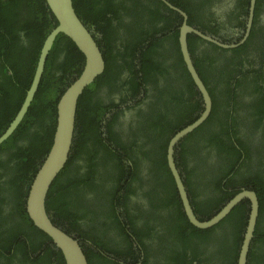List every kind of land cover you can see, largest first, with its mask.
Returning a JSON list of instances; mask_svg holds the SVG:
<instances>
[{"label":"trees","instance_id":"1","mask_svg":"<svg viewBox=\"0 0 264 264\" xmlns=\"http://www.w3.org/2000/svg\"><path fill=\"white\" fill-rule=\"evenodd\" d=\"M170 2L186 12L191 9L197 11L206 3L205 0H170ZM73 4L85 26L89 29L95 26L97 32L102 38L104 37L103 48L101 42H98L103 50L106 69L104 74L86 89L79 100L72 152L66 167L54 181L48 194L47 211L52 221L59 227L63 226L69 234L83 239L85 236L100 245L96 236V223H101L107 229L108 219L114 210L113 206L112 209L110 206L111 195L99 201L96 198L95 193L100 187L96 176L98 168L104 166L107 170L106 180H111V144L115 150L114 155H117L116 151L123 143L118 134L111 132L109 122L104 126L105 130H102V122L106 121L102 116L106 115L105 111L111 107V104L107 105V100L104 99L93 104L90 95L104 84L114 86L120 74L127 72L128 78L124 85L131 99L135 100L141 89H144L145 94L148 93L146 88L150 83L157 81L155 87H152L155 91L160 90L158 76L163 75L166 83H169L173 81L172 74L175 73L177 80H185L182 86L189 92L190 103L181 102L179 105L176 103L178 109L171 110L169 106L160 114L157 102L149 107L148 111L140 112L138 121L129 128L132 144H137L140 138H147V142L153 145L157 142V157L160 164L157 169H153L156 174H153L151 180H167L160 202L162 208L171 209L177 214L181 224L184 222L187 228L195 232L201 231L206 235L211 233L212 229L221 226V223L227 222L233 226L232 242L226 262L235 264L238 254L236 259L231 255L235 256L238 253L243 240L242 233L246 230L250 213L249 201L240 203L218 226L209 230H199L187 224L183 202L179 198L175 181L168 168L167 149L171 138L193 123L204 110L200 94L185 66L180 49L179 31L173 30L175 25L173 17L163 15L159 7L164 5L160 0H73ZM145 9H150V13L154 12L150 19L145 17L147 15ZM56 24L57 21L50 12L46 0H0V136L21 108L26 93L31 87L43 43ZM189 39L190 52L193 56L192 37ZM166 45L171 48L170 57L165 53ZM135 59L138 60V64H135ZM194 61L205 83L207 79L200 65V59L194 58ZM84 65L85 57L82 52L68 37L59 35L50 52L41 87L28 114L16 132L0 146V264H65L62 253L52 240L35 227L29 218L26 200L32 182L53 144L60 97L81 75ZM164 65L167 67L164 68ZM137 66L140 67L139 70ZM257 73L259 78L263 77L262 73ZM209 92L213 100L212 114L206 123L185 140L193 139L199 142L198 137L202 132L213 133L208 140L209 145L214 147L212 151L217 153L220 160L224 157L228 158L227 167L223 168L220 174V183L222 176L229 177L230 181L227 182L226 187L237 189L229 194L228 200H231L241 188L250 185L256 188L260 197V216L256 239L252 246L254 251L251 252L249 264H264V256L258 257L255 252L257 243L264 247V184L254 179L256 171L248 167L252 157L250 150L243 148L246 159L240 163V153L236 144V142L241 143L237 138V120L232 118L233 132L225 128L216 129L215 122L227 116H217L218 101L213 91L209 90ZM127 100L128 98H122L121 102L126 103ZM142 101L143 99L138 103ZM111 103L114 105L112 101ZM258 103L260 107L258 108L257 104L254 106V114L259 116H250V118L256 121V125H262L264 99ZM82 116H85L83 123H81ZM169 116L175 117V122ZM209 126H213V132L207 130ZM223 136L228 137V142L225 144ZM181 145L183 146L184 142ZM82 148L86 151L81 153ZM97 149L103 153L100 162L96 157ZM179 149L177 148L176 152H179ZM81 154H84L82 158H80ZM114 161L115 159L112 163ZM148 161L151 162V159L148 158ZM239 167H241L240 171L237 169ZM245 168L247 170L241 173ZM126 177L130 178V181ZM134 179L140 180V175L122 172V178L113 186L118 187L126 183L130 188ZM214 186L222 190V185ZM105 189L106 185L102 184V191ZM156 191L158 192V189ZM89 194L94 195L93 199L88 198ZM98 202L105 204L107 210L101 208ZM98 209L103 210L100 212ZM195 212L201 220L210 219L215 215L207 216L206 213L198 210ZM98 219L102 221L97 222ZM85 250L89 264H96L92 252L89 254L87 248Z\"/></svg>","mask_w":264,"mask_h":264},{"label":"flooded vegetation","instance_id":"2","mask_svg":"<svg viewBox=\"0 0 264 264\" xmlns=\"http://www.w3.org/2000/svg\"><path fill=\"white\" fill-rule=\"evenodd\" d=\"M166 1L187 14L188 25L198 29L204 35L210 36L215 41L234 44L242 42L245 38L250 19L251 0H205L206 3L203 7L197 11L191 9L187 12L170 0ZM162 4L164 6L160 5V11L165 17H173L175 24L173 30H178L180 35L184 18L165 3L162 2ZM154 8L155 6L152 7V11ZM145 13L147 19L154 15V12L150 13V9H145ZM90 30L97 43L101 42L103 48L105 46L104 37L102 38L101 34L97 32L95 26ZM191 37L192 58L200 59V65L207 79L205 85L208 90L213 91L218 101L217 116H227L218 119L215 122V127L217 130L225 128L233 132L232 118L237 120V138L241 140V143L236 142V144L240 153V163L246 159L244 149L250 150L252 157L248 162V167L256 171L254 179L264 184V118L261 120L262 125H256V121H252L250 118V116H259L254 114V106L257 104L259 108L258 102L264 99V0L256 1L250 34L239 47L224 49L191 34L188 37L189 49V38ZM247 43L248 45H246ZM117 48L119 49V46ZM165 53L167 56H171L169 45L165 46ZM138 63V60L135 59V64ZM163 67L165 68L167 65ZM137 69L139 70L140 67L137 66ZM257 72L262 73L263 77L259 78ZM127 78L128 73L122 72L114 86L104 84L90 95L93 104L102 99L107 100V102L105 101L107 105L111 104V107L105 111L106 115L102 116V119L106 118V121L102 122V130H105L104 126L109 122L111 132L118 134L123 143L122 147L117 149V155H114L115 150L111 144V180H106L107 170L104 166L98 168L96 176L97 184L100 187L95 196L99 201L111 195L110 206L111 209L113 206L114 212L108 219L107 229L101 223H96V236L100 245L85 236V240L74 234L72 236L80 240L85 252L86 248L89 254L92 252L96 264H228L226 259H228L229 246L232 242L233 226L230 223L221 222H224L231 213L220 222L221 226L212 229L211 233L207 235L201 231L195 232L187 228L184 222L181 224L177 219V214L173 213L171 209L162 208V202H160V197L164 195L163 191L166 189L164 184L167 180H151L153 174H156L153 169H157L160 164L157 157V142L153 145L147 142V138H140L137 144L133 145L130 137L129 128L138 121L139 113L148 111V108L153 104L158 102L161 114L169 106L171 110H176L178 109L177 104L190 103L189 92L182 86L185 80H177V75L173 73V81L166 83L163 75L158 76L159 91L153 90L156 81L150 83L146 88L147 94L144 89H141L140 94L138 93L135 100H132L124 85ZM122 98H128L127 102L122 103ZM195 98L199 99L196 96ZM141 99L143 101L138 103ZM193 100L195 101V99ZM170 119L175 122V117H170ZM84 121L85 116H82L81 123ZM207 130L213 132V126L207 127ZM212 134L207 131L202 132L198 137L199 142L193 139L185 140L186 137L185 141H182L184 145L182 146L181 142L177 147L180 148L179 152H175L176 164L194 212L198 210L206 213L207 216L217 214L230 201L228 198L232 192L237 190L226 187L227 182L230 181L229 177L222 176L220 183V174L222 169L227 167L228 158L224 157L223 160H220L217 153L212 151L214 147L210 146L208 141ZM223 137L225 144L228 142V137ZM84 151L86 149L82 148L81 153ZM96 152L97 160L100 162L103 153L99 149ZM83 156L84 154H81L80 158ZM148 158L151 159V162L148 161ZM113 159L115 161L112 163ZM80 163L82 162L80 161ZM240 168L237 169L240 171ZM246 170L247 168L242 169L241 173ZM122 172L124 174L131 173V175L138 173L141 179H134L130 188V185H126V183L118 187L113 186L122 178ZM127 179L130 181V178ZM102 184L106 185L104 191H102ZM216 184L222 185L223 191L216 189L214 186ZM250 186L257 193L254 185ZM93 197L94 195H88L89 199H93ZM174 199L176 200V197ZM98 204L101 208L105 205L99 202ZM98 210L102 212L103 209ZM195 214L199 219L201 218L196 212ZM184 217L188 220L186 214ZM101 221V219L97 220V222ZM187 224L190 225L189 220ZM183 226L184 228H182ZM60 228L68 233L63 226ZM83 230L86 231L85 228ZM245 232L242 233L243 240ZM255 239L256 230L247 264L250 263L251 252L254 251L252 246ZM243 240H241L238 253L231 257L236 259L238 254L239 259ZM255 252L258 257L264 256V247L257 243ZM235 264H238V260Z\"/></svg>","mask_w":264,"mask_h":264},{"label":"water","instance_id":"3","mask_svg":"<svg viewBox=\"0 0 264 264\" xmlns=\"http://www.w3.org/2000/svg\"><path fill=\"white\" fill-rule=\"evenodd\" d=\"M161 1L184 18L179 35L180 49L187 71L191 79H193L195 88L200 94L204 105V110L201 115L193 123L178 131L171 138L167 149L168 166L175 181L181 201H183L182 205L185 214L190 224L200 230H208L215 227L240 203L246 200L250 202L248 225L244 235L240 257L238 259V264H247L248 254L260 214V201L256 191L251 186L242 188L212 218L201 220L195 214L190 203L191 200H189L180 170L176 164L175 152L176 148L186 137L198 130L209 119L213 110L211 94L204 83V79L201 78L196 69L189 49V35H197L224 49H234L239 47L246 41L250 34L257 0H251L250 2V19L248 21L245 38L242 42L234 44L221 43L217 40L215 41V39L210 36L204 35L198 29L187 24L188 16L183 10H180L166 0ZM46 4L52 15L55 17L57 24L47 35L43 43L34 77L30 85L31 87H29L25 100L17 115L5 132L0 136V146L16 132L28 114L39 88L41 87L40 85L45 73L46 64L54 43L59 35H65L82 52L85 57V65L81 75L73 81L72 85L69 86L60 97L57 105V126L53 144L32 182L26 200V210L35 227L45 233L62 253L65 264H89L87 255L80 244V240L69 235L53 223L52 218L47 211V199L52 184L66 167L72 152L79 100L86 89L89 86H92L94 82L104 74L106 62L101 46L93 37L92 32L84 25L77 15L73 0H46Z\"/></svg>","mask_w":264,"mask_h":264},{"label":"clouds","instance_id":"4","mask_svg":"<svg viewBox=\"0 0 264 264\" xmlns=\"http://www.w3.org/2000/svg\"><path fill=\"white\" fill-rule=\"evenodd\" d=\"M77 13V12H76ZM78 15V14H77ZM82 21V20H81ZM85 25V24H84ZM87 27V26H86ZM88 28V27H87ZM89 29V28H88ZM90 30V29H89ZM91 31V30H90ZM93 35V34H92ZM94 37V36H93ZM46 69V68H45ZM51 217V216H50ZM54 223V222H53ZM55 224V223H54Z\"/></svg>","mask_w":264,"mask_h":264}]
</instances>
